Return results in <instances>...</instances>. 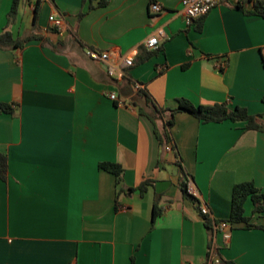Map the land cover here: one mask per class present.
Returning <instances> with one entry per match:
<instances>
[{
	"label": "crops",
	"instance_id": "1",
	"mask_svg": "<svg viewBox=\"0 0 264 264\" xmlns=\"http://www.w3.org/2000/svg\"><path fill=\"white\" fill-rule=\"evenodd\" d=\"M35 3L21 0L8 25L12 0H0V33L34 36L22 49L0 48V103L17 112L0 113L8 162L0 178V264H264V210L254 213L250 197L249 226L233 224L229 239L220 229L215 256L207 257L209 231L181 190L176 164L177 154L201 205L226 219L235 184L252 181L264 192V130L178 112L176 149L167 150L140 113L151 109L135 87L170 108L179 98L245 107L264 124L260 5L241 9L229 0L187 24L181 0H41L34 20ZM158 30L159 47L149 49ZM89 49L108 52V62ZM150 50L144 61L123 65L125 56ZM108 63L128 74L110 76ZM101 162L120 164L121 182ZM146 179L141 193L135 188ZM155 200L161 214L153 220Z\"/></svg>",
	"mask_w": 264,
	"mask_h": 264
},
{
	"label": "trees",
	"instance_id": "2",
	"mask_svg": "<svg viewBox=\"0 0 264 264\" xmlns=\"http://www.w3.org/2000/svg\"><path fill=\"white\" fill-rule=\"evenodd\" d=\"M40 1L41 0H36L34 6V10H35L34 20H36L37 18L38 3ZM20 2L21 0H12V5L8 13V25L15 22L18 15ZM236 5L241 9H245L244 4H236ZM256 11L264 15L263 8L262 10H260L257 6ZM33 38L34 36H29L25 38H15L13 36L12 31L7 28L0 33V48L20 47L22 49L24 48L25 43L32 40ZM154 51L155 50L148 51L144 57L138 56L135 59L134 64H138L139 62L144 61L149 55L154 53ZM127 74L128 73L125 70L123 78ZM136 95H137L136 96L137 99L142 98L145 104L147 106L149 105L151 109L150 112H146L141 107L140 113L147 115L154 122L155 132L161 144L163 146H166L167 144L171 143L173 145V150L176 148L172 140L173 138L171 133V127L174 125L175 115L178 112L190 113L203 122H221L227 119L232 121L242 120L246 122L245 125L246 129L254 128V129L264 130V124L258 121L256 115L249 114L245 107L236 106L233 109H231L226 104L196 105L186 98H179L177 100L178 104L174 108L165 107L158 104L155 101V99L152 97L150 92L146 88L141 86H138V88L136 89ZM1 112L17 114L13 106L8 103H0V113ZM159 121L160 124L157 125L156 122ZM176 156L178 159L176 160V164L179 166V170L182 173V178L180 182L181 190L183 191L185 196L191 198L194 201L201 214V217L204 220L205 226L209 231V245H208V253H207V257L209 258V256L212 255L213 251H215L216 245H215L214 237L216 232V226H218L223 221L228 222L230 225H233L235 223H245L247 226H249V218L245 216V208H244L245 201L247 200L248 197H250L254 204V213L261 212L264 210V192H262L252 181H244L237 183L235 184L232 190L231 214L228 218L219 220L211 217L210 214L209 215L203 214L201 212V200L190 194L187 190L186 180L188 177H192V176L181 165L180 159L178 158L177 154ZM99 167L114 174L117 183L121 182L123 168L120 164L115 162H101L99 164ZM7 169H8L7 156L6 154L0 152V178L2 179L6 178ZM150 182L151 180L146 179L143 182H141V184L135 189H138L141 193H144ZM157 199L158 196L156 197V200ZM156 200L153 211V220L161 214V209L157 207ZM217 257L221 258L220 255H217Z\"/></svg>",
	"mask_w": 264,
	"mask_h": 264
},
{
	"label": "built area",
	"instance_id": "3",
	"mask_svg": "<svg viewBox=\"0 0 264 264\" xmlns=\"http://www.w3.org/2000/svg\"><path fill=\"white\" fill-rule=\"evenodd\" d=\"M229 0H181L182 9L185 13V20L187 24H191L194 20L197 18H200L204 15H206L212 8H214L217 5H220L222 3H225ZM237 4H245L246 2H250L252 4H259L261 8L264 9V0H236ZM151 10L154 12H160L162 10V6L158 2H153L150 6ZM49 20L53 26H55L58 29H62L63 27V21L60 17H55V15H51L49 17ZM163 34L162 30H158L157 35H152L147 39L146 45L149 49H157L159 47V36ZM263 59H264V46L261 49ZM88 54L90 57H92L95 60L104 61L105 63L108 62L109 53L108 52H99L94 49H89ZM134 55L125 56L123 58V65L124 66H132L134 65ZM109 64V63H108ZM226 61H223L219 64L220 68L225 67ZM108 73L110 76L115 78H121L124 76V71L121 66H114L109 64L108 66ZM140 86L139 83L135 84V87L138 88ZM108 96L111 99H116L118 97L116 92H110ZM167 150H173V145L171 143L167 144L166 146ZM187 183V190L190 194L193 196L201 199L199 190L197 189L194 179L192 177H188L186 180ZM201 212L203 214L209 215V209L206 206L201 205ZM221 229L223 232V237L225 239H229L231 236V230L232 225H230L228 222H221L218 226H216V232L214 240H216V233ZM214 252V251H213ZM214 255V253H212ZM215 256V255H214Z\"/></svg>",
	"mask_w": 264,
	"mask_h": 264
}]
</instances>
